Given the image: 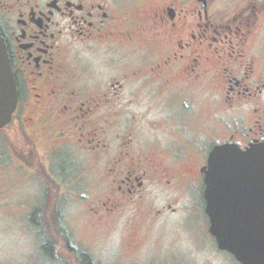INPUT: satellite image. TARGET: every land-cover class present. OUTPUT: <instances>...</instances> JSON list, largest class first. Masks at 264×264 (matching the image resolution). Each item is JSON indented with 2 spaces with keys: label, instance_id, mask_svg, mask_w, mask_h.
Listing matches in <instances>:
<instances>
[{
  "label": "flooded vegetation",
  "instance_id": "1",
  "mask_svg": "<svg viewBox=\"0 0 264 264\" xmlns=\"http://www.w3.org/2000/svg\"><path fill=\"white\" fill-rule=\"evenodd\" d=\"M0 35L17 98L0 128L8 212L40 240L64 195L98 189L96 222L131 204L144 231L176 216L240 264L210 233L204 169L215 145L264 142V0H0Z\"/></svg>",
  "mask_w": 264,
  "mask_h": 264
},
{
  "label": "rangeland",
  "instance_id": "2",
  "mask_svg": "<svg viewBox=\"0 0 264 264\" xmlns=\"http://www.w3.org/2000/svg\"><path fill=\"white\" fill-rule=\"evenodd\" d=\"M8 130L0 133L5 136ZM100 168L96 166L95 173H89L83 185L96 188L95 176ZM97 192L98 189L89 191L84 199L64 195L60 201L59 227L55 230L53 224L48 225L53 218L48 219L46 214L47 225L40 231V240L28 213L12 215L4 208L7 201L10 208L8 196L0 203V264H78L80 253L89 255L96 264H148L150 261L168 264L171 253L175 259L172 264L223 263L209 247L198 248L189 243L188 233L175 224L176 216L159 217L144 231L143 224L141 227L138 222L135 224L137 218L131 204L121 207L105 221L96 222L92 201ZM136 230L138 240L134 236ZM137 241L139 244L135 247Z\"/></svg>",
  "mask_w": 264,
  "mask_h": 264
},
{
  "label": "water",
  "instance_id": "3",
  "mask_svg": "<svg viewBox=\"0 0 264 264\" xmlns=\"http://www.w3.org/2000/svg\"><path fill=\"white\" fill-rule=\"evenodd\" d=\"M15 80L0 35V128L16 106ZM205 212L220 249L240 264H264V142L215 145L204 169Z\"/></svg>",
  "mask_w": 264,
  "mask_h": 264
},
{
  "label": "trees",
  "instance_id": "4",
  "mask_svg": "<svg viewBox=\"0 0 264 264\" xmlns=\"http://www.w3.org/2000/svg\"><path fill=\"white\" fill-rule=\"evenodd\" d=\"M46 247L50 249L48 245ZM77 260L79 262L78 264H96L94 263V261L91 259L89 255L84 254V253H80Z\"/></svg>",
  "mask_w": 264,
  "mask_h": 264
}]
</instances>
